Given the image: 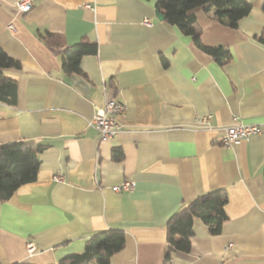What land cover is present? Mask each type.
<instances>
[{
  "label": "crops",
  "instance_id": "1",
  "mask_svg": "<svg viewBox=\"0 0 264 264\" xmlns=\"http://www.w3.org/2000/svg\"><path fill=\"white\" fill-rule=\"evenodd\" d=\"M248 2L234 27L191 11L201 43L228 50L220 62L157 19L156 0H33L24 13L0 0V48L19 62L3 70L16 98L0 100V144L41 146L35 180L0 200V264H56L110 228L124 245L109 264H163L168 218L214 189L227 197L220 232L194 218L189 251L170 264H264V0ZM76 43L96 51L68 73L63 51ZM109 98L124 110L101 139L89 121ZM209 113V126L196 122ZM234 115L261 131L223 146ZM124 180L133 188L113 191Z\"/></svg>",
  "mask_w": 264,
  "mask_h": 264
},
{
  "label": "trees",
  "instance_id": "2",
  "mask_svg": "<svg viewBox=\"0 0 264 264\" xmlns=\"http://www.w3.org/2000/svg\"><path fill=\"white\" fill-rule=\"evenodd\" d=\"M156 9L163 15V20L176 25L179 30L191 35L195 44L218 61L228 59L226 48L207 46L201 43L196 32L194 9L213 10L217 19L226 20L230 26H236L238 20L245 16L249 9L248 0H156ZM52 37L45 34L47 42ZM258 39L264 43V30ZM94 43H76L63 51L62 67L68 72H80L81 55L95 53ZM19 62L9 57L0 48V100L14 104L16 98V81L3 73L7 68H18ZM40 145L29 141H16L0 144V200H7L16 188L35 180L39 167L38 154ZM114 157L122 153L114 149ZM264 173V172H263ZM227 202L223 189H214L198 195L175 211L167 220V246L163 264H170L171 252H188L192 236V221L199 218L208 226L210 234H218L227 219L224 206ZM124 245V232L110 228L93 233L85 243V249L79 254H70L61 258L56 264H109L110 257Z\"/></svg>",
  "mask_w": 264,
  "mask_h": 264
},
{
  "label": "built area",
  "instance_id": "3",
  "mask_svg": "<svg viewBox=\"0 0 264 264\" xmlns=\"http://www.w3.org/2000/svg\"><path fill=\"white\" fill-rule=\"evenodd\" d=\"M13 4L18 13H24L32 8L33 0H13ZM85 7H89L88 4H84ZM142 23L150 25L149 18L144 17ZM10 30H14L12 24L8 25ZM124 110V104L116 101L112 98L106 99L102 107H96L92 114L89 123L98 131L101 139H109L115 136L120 130V126L116 121V117L120 115ZM212 114H206L202 117H198L196 122L209 126ZM223 133L221 137V144L223 146H230L238 143L240 140H247L252 135L258 134L261 131V127L255 123H244L238 116L234 115L231 121L222 127ZM54 180H61V175L56 174ZM134 186L132 180H124L120 184H116L112 187L113 191L119 192L122 190H131ZM230 245V244H228ZM26 249L28 253L34 251L35 247L32 242L26 243Z\"/></svg>",
  "mask_w": 264,
  "mask_h": 264
},
{
  "label": "water",
  "instance_id": "4",
  "mask_svg": "<svg viewBox=\"0 0 264 264\" xmlns=\"http://www.w3.org/2000/svg\"><path fill=\"white\" fill-rule=\"evenodd\" d=\"M155 16L159 20H162L163 19V15L158 10H155Z\"/></svg>",
  "mask_w": 264,
  "mask_h": 264
}]
</instances>
